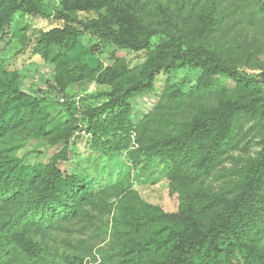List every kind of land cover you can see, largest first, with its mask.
<instances>
[{
    "label": "trees",
    "instance_id": "16d2710c",
    "mask_svg": "<svg viewBox=\"0 0 264 264\" xmlns=\"http://www.w3.org/2000/svg\"><path fill=\"white\" fill-rule=\"evenodd\" d=\"M35 2L0 0V39L18 11L41 15ZM57 5L64 25L41 32L33 45L35 55L55 66V88L63 94L71 84L91 79L111 90L101 105L79 115L71 112L69 128L48 130L47 109L20 89L16 72L0 70V264H10L17 256L28 262L42 258L44 247L26 228L47 227L77 216L90 196L91 187L72 169L59 167L68 161L73 135L84 130L94 154L110 157L125 152L131 160L157 158L168 163L174 174L190 171L207 176L223 157L236 124L264 117L263 93L201 109L188 120L151 114L134 125L129 118L130 99L152 92L160 74L185 68L201 71L196 89L186 95L172 89L171 102L218 93L223 89L218 84L221 78L243 89L259 84L208 43L218 24L216 5L187 17H180L178 9L176 18L162 23L154 17L153 0H58ZM74 12L97 16L83 21L70 18ZM84 33L118 49L147 51V58L135 69L119 61L93 72L69 55ZM155 35L165 40L151 49ZM261 77L264 86V69ZM103 116L109 119L103 121ZM21 134L46 138L50 147L59 150L46 163H19L14 153ZM126 191L119 192L121 199ZM232 192L225 200L198 189L191 202L174 214L132 192L134 206H119L115 218L119 246L111 253L101 252L103 264H235L239 260L264 264L261 250L254 246L264 241V141L258 155L244 162ZM195 202L201 204L199 208ZM199 210L211 213L206 222L199 219ZM65 259L67 264L83 262L76 255Z\"/></svg>",
    "mask_w": 264,
    "mask_h": 264
},
{
    "label": "rangeland",
    "instance_id": "374dc122",
    "mask_svg": "<svg viewBox=\"0 0 264 264\" xmlns=\"http://www.w3.org/2000/svg\"><path fill=\"white\" fill-rule=\"evenodd\" d=\"M57 0H36L35 5L41 15L18 11L4 30L0 39V70L14 71L19 76L20 89L38 100L48 111L47 129H67L72 126L71 112L80 114L107 101L104 95L111 90L106 85H98L91 79L68 86L61 94L54 86L55 66L46 64L33 53V45L38 35L50 28L62 27L59 18L61 7ZM154 17L157 22L194 14L214 4L218 24L209 37L212 48L222 53L237 68L259 84L253 89H243L221 78V91L209 97H192L171 102L168 93L179 89L188 94L196 89L201 74L199 69H181L170 74H160L152 92L130 99L129 118L137 125L146 115L168 116L176 120H188L199 110L218 107L228 100H240L245 96L263 94L261 73L264 69V0H153ZM70 18L88 21L95 13H71ZM165 38L155 35L151 39V49ZM70 58L87 64L93 72L122 61L129 68H138L147 58V51L131 52L118 49L109 42L88 33L81 35ZM108 116L102 120L107 121ZM83 126L82 121H79ZM91 138L84 132L73 135L68 146V161L60 162L61 170L72 169L85 184L91 187L90 196L79 209L77 216L57 220L51 226L29 225L26 231L40 241L45 254L35 262H28L17 256L10 264H67L65 257L76 255L82 264H103L101 252L111 253L119 246L118 226L115 218L119 206L133 207V193L151 206L163 212L174 214L192 200L193 192L202 189L213 195L229 200L232 185L237 181L244 162L255 158L264 141V117L245 118L236 124L234 133L225 147L219 163L207 176H195L190 171L174 174L163 160L137 158L129 159L125 152L110 157L94 154L90 150ZM19 148L14 156L19 163H46L59 146L50 147L46 138L34 139L18 135ZM127 190L121 199L119 192ZM200 203L195 202L196 208ZM139 204H137V207ZM208 211H198L202 222L210 217ZM263 244V245H262ZM253 245V244H252ZM261 250L264 261V241L254 245ZM235 264H242L241 260Z\"/></svg>",
    "mask_w": 264,
    "mask_h": 264
},
{
    "label": "built area",
    "instance_id": "2783aa9c",
    "mask_svg": "<svg viewBox=\"0 0 264 264\" xmlns=\"http://www.w3.org/2000/svg\"><path fill=\"white\" fill-rule=\"evenodd\" d=\"M58 1V0H57Z\"/></svg>",
    "mask_w": 264,
    "mask_h": 264
}]
</instances>
